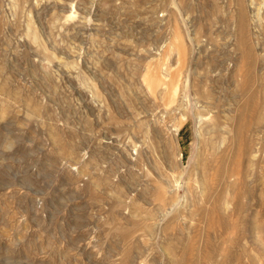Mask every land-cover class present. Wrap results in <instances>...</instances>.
<instances>
[{
    "label": "rangeland",
    "instance_id": "1",
    "mask_svg": "<svg viewBox=\"0 0 264 264\" xmlns=\"http://www.w3.org/2000/svg\"><path fill=\"white\" fill-rule=\"evenodd\" d=\"M263 167L264 0H0V264H264Z\"/></svg>",
    "mask_w": 264,
    "mask_h": 264
},
{
    "label": "bare ground",
    "instance_id": "2",
    "mask_svg": "<svg viewBox=\"0 0 264 264\" xmlns=\"http://www.w3.org/2000/svg\"><path fill=\"white\" fill-rule=\"evenodd\" d=\"M243 14V13H242ZM240 25V24H239ZM247 26V25H246ZM242 31V30H241ZM242 33H244V32H242ZM174 41V40H173ZM171 46L173 47L174 46V43L172 42L171 43ZM176 49V48H175ZM164 79V78H163ZM163 82V81H162ZM167 91V90H166ZM206 91V90H205ZM182 95H180V100H179V102H178V100H177V102H176V104H175V106L177 107L176 109H178V113H179V117H178V121H179V123L178 124H176L175 125V129H174V131H173V133H172V136H171V139L173 140V142L174 143H177L178 144V135H177V133H178V131L180 130V128L185 124V122L188 120V118H189V116H188V113H187V111H186V109L183 107L184 105V102L182 101L183 100V98H184V96H182ZM233 98V97H232ZM182 99V100H181ZM198 101V100H197ZM210 102V101H209ZM203 104V103H202ZM198 113V115H199V117H200V135H201V137L204 135V133L206 134H208L207 136V138H208V140L210 141V143H211V149H212V151L214 152V154H216V153H222L223 152V150H224V147H225V143H226V141H227V133H228V129H227V123L224 121V120H222L221 118V120L222 121H220V123L219 124H215V123H213L212 124V126H210V127H208V128H206L207 127V122H206V116L208 115V117L210 116V118L211 119H214V118H218V112H215L214 110H212V109H210L209 107H208V105L206 106H202V108L201 109H199L198 110V112H196V114ZM259 114V113H258ZM137 115V114H136ZM135 115V116H136ZM260 116H262V115H260ZM198 117V116H197ZM225 117V116H224ZM258 118V117H257ZM245 119V118H244ZM227 120V119H226ZM199 123V122H198ZM249 123V122H248ZM204 128H206V129H204ZM242 129V128H241ZM199 135V136H200ZM228 137H230V136H228ZM233 138V137H232ZM204 139V138H203ZM261 141V140H260ZM230 142V141H229ZM259 143V142H258ZM231 144V143H230ZM246 144H248V143H246ZM175 145V144H174ZM204 145V144H203ZM259 146V145H258ZM201 147V146H200ZM206 147V146H205ZM254 148H255V146H254ZM245 149V148H244ZM251 149H252V147H251ZM204 149H202V151H203ZM205 151V150H204ZM244 151V150H243ZM251 151V150H250ZM208 152V151H207ZM249 152V151H248ZM203 153V152H202ZM252 153V152H251ZM250 154V153H249ZM261 154V153H260ZM177 156V159H178V162H179V164H181V156H182V152H181V150L179 149V152H178V154L176 155ZM220 156H222V154H220L219 156H218V158L220 157ZM255 156V155H254ZM258 157V156H257ZM245 158V157H244ZM255 159H258V158H255ZM244 160H246V159H244ZM249 161V160H248ZM257 161H259V159L257 160ZM175 162V161H174ZM245 162V161H244ZM242 163H243V160H242ZM263 164V163H262ZM169 166V165H168ZM246 166V165H245ZM178 167V166H177ZM260 168V167H259ZM264 168V167H263ZM247 170V169H246ZM245 171V170H244ZM169 172V171H168ZM204 172H205V169L203 170V174H202V177L204 176ZM225 172V171H224ZM173 173V172H172ZM171 173V174H172ZM243 173H245V172H243ZM252 173V172H251ZM173 175H174V173H173ZM225 175V174H224ZM227 175V174H226ZM225 175V176H226ZM181 177H182V170H180V172L177 174V176H176V182H177V184H176V186L178 185V183H179V181H180V179H181ZM231 177V176H230ZM234 177H235V174H234ZM260 178V177H259ZM187 180V179H186ZM195 180V179H194ZM188 181V180H187ZM190 181V180H189ZM206 181V180H205ZM204 181V182H205ZM227 181V180H226ZM196 182V188H197V195H199L200 197H203V195L205 194V190H206V186H205V183H203V182H200L199 180H196L195 181ZM195 184V183H194ZM238 185V184H237ZM169 189H170V187H169ZM191 189V188H190ZM190 189H189V192H191L190 191ZM167 190V189H166ZM174 190H175V188H174ZM187 190V189H186ZM241 190V189H240ZM193 192V191H192ZM184 193V192H183ZM196 193V192H195ZM215 194V193H214ZM218 194V193H217ZM164 195V194H163ZM186 195V194H185ZM196 195V196H197ZM158 196V195H157ZM159 196H160V194H159ZM172 196V195H171ZM164 197H165V195H164ZM172 198V197H171ZM178 198V195H176L175 196V199H177ZM196 198V197H195ZM198 198V197H197ZM204 198V197H203ZM171 201H173V200H171ZM236 201V200H235ZM188 205H190V204H188ZM166 206H167V204H166ZM165 210H167V209H165ZM161 211V210H160ZM206 215V214H205ZM158 221V220H157ZM153 222H154V220H153ZM154 226L156 225V222L153 224Z\"/></svg>",
    "mask_w": 264,
    "mask_h": 264
}]
</instances>
